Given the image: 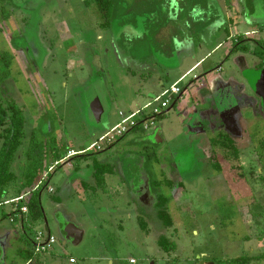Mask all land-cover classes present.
I'll use <instances>...</instances> for the list:
<instances>
[{"label": "rangeland", "instance_id": "rangeland-1", "mask_svg": "<svg viewBox=\"0 0 264 264\" xmlns=\"http://www.w3.org/2000/svg\"><path fill=\"white\" fill-rule=\"evenodd\" d=\"M236 1L245 16L260 10L264 19V0ZM227 4L232 0H115L105 27L96 0H0V52L11 58L8 69L0 60V86L26 117L17 165L25 163L32 131L37 141L55 137L58 148L80 151L100 139L106 122L121 120L120 111L146 107L153 100L149 91L163 99L176 85L187 94L176 95L146 131L140 126L111 148L72 157L53 170L47 163L41 216L27 217L24 238L20 223L8 216L10 207L0 209L4 264H21L18 250L34 252L38 232H51L57 242L27 264H226L251 256L260 258L250 264H264V99L236 75L227 81L230 91L215 95L229 109L228 126L195 125L198 111L209 106L196 102L199 91H208L198 76L211 61H217L213 73L220 65L233 77L238 69L255 88L261 78V68L249 64L260 61L259 43L256 58L237 55L233 63L213 50L230 27ZM214 20L221 23L219 32ZM196 62L201 67L179 81ZM220 134H230L236 147L211 146ZM95 161L112 169L103 185L94 175ZM143 180L151 209L139 197ZM160 197L171 228L156 216ZM163 237L176 244L175 251L160 247Z\"/></svg>", "mask_w": 264, "mask_h": 264}, {"label": "trees", "instance_id": "trees-1", "mask_svg": "<svg viewBox=\"0 0 264 264\" xmlns=\"http://www.w3.org/2000/svg\"><path fill=\"white\" fill-rule=\"evenodd\" d=\"M98 8L105 19L102 26L109 27L111 24L110 16L114 10L115 0H96ZM4 18H8V13L4 11ZM238 47V46H237ZM237 47L232 50V53L237 51ZM260 56V55H259ZM9 53L0 52V60L3 63V67L8 69L11 65V58ZM26 125V117L24 111L20 108L15 101L6 102L0 95V198H2L7 192L10 185L15 183L18 179H21V184L18 190V195L22 194L25 190H29L30 198L27 202L29 209L28 216L32 219H38L41 216L40 206V189L34 190V185L41 177L45 165L47 163H57L68 154L67 148L56 147L55 137L47 141L36 139V133L32 131L28 149L25 152V163L21 175H17L12 170V165L16 160V155L22 146L24 128ZM135 130H138L136 128ZM228 139L230 142H226ZM212 146L218 147L223 144L225 148H231L234 141L229 135L220 134L217 138L210 140ZM231 145L229 147V145ZM233 147H235L233 145ZM237 151V149H235ZM67 153V154H66ZM95 169V177L98 185L105 184V176L112 172L111 167L104 166L100 162L95 161L93 163ZM104 168V169H101ZM171 181L168 182V185ZM166 199L164 197L159 198L158 206V218L163 221L166 227H173L174 222L166 207ZM144 223H142L143 228ZM160 247L166 252H172L176 250V244L170 242L167 238L163 237L159 240ZM35 252L27 250H19L17 255L21 259V264H26L34 259ZM251 257H240L227 261L226 264H250L252 262Z\"/></svg>", "mask_w": 264, "mask_h": 264}, {"label": "crops", "instance_id": "crops-1", "mask_svg": "<svg viewBox=\"0 0 264 264\" xmlns=\"http://www.w3.org/2000/svg\"><path fill=\"white\" fill-rule=\"evenodd\" d=\"M229 5L230 4H227V8L225 10V16H226V20L230 23V27H229V30L227 32V35L225 36L226 38L224 37V40L219 41L217 43L216 47L213 49L214 52L215 53L221 52L222 55H220L219 60H221L223 57L224 58L227 57L228 60H229L228 62L233 63V61H231V60H232L233 57H235L237 55H240L243 59L245 57H248V56L250 57L251 55H253L254 57L257 56L258 54L256 53V51H257L256 47L259 46V45H257L259 43L262 46V48H263L262 53L260 54V56H258V59L260 61L259 62L257 61V62L249 63V64L255 65V68H251V70L260 67L261 68V71H264V33H260V31L262 29H264V19L261 20L258 17V15H257L258 13H260V10H259V12H256L255 10H252V12H250L249 16H245V14L243 12H241V8L239 6V2L238 1L232 0V6L230 7ZM243 17L245 18L244 20L246 21L245 24L243 23L244 20H242ZM242 24H244L243 27L241 26ZM213 26L215 27L213 29H215L216 32L217 31L219 32L222 29L221 23H220L219 20H214ZM239 26L242 27L241 28V31L236 28V27H239ZM242 29H246V31L244 33H242ZM183 46L188 47V44L185 43ZM236 47H237V51L235 53H232V50L235 49ZM186 50H189V49H186ZM236 58H238V57H236ZM204 59L205 58H203L201 62H203ZM201 62H196L193 65V67H191L187 72H185L184 76H182L179 79V81H181V79H186L187 76H189L190 74L194 73L196 71V69L200 68L201 67L200 63ZM216 63H217V61H215V60L211 61V64L209 65V67L204 68L205 73L203 75H201V76H198V78H199L198 81H200V83H202L204 81H207V84L206 85L208 86V91H203V92L199 91L200 94L203 93V98L206 97L205 100L199 98V93H197L195 95V98L197 99V102H198L199 106L205 107L208 102H209L208 104H211V103H216L217 104L218 102H217V99L215 97L216 93L219 94V93H221V91H230L231 86H230L229 83H227V81L230 82L229 80H231V81L232 80H235L236 79V75H237L238 79L241 80V82L246 83V87L251 85L252 86V89L254 91H256L259 95H261V97L264 98V92L259 93L257 91V89L255 87H253L254 85H252V83L250 82V80L248 79V77L246 75H245L246 77H243V73H239V72H236L235 73V71H238V69L237 70H234V72H233L234 73V76L233 77H228V74H227V76H225L226 74L224 73V70H223L224 68H222V66H220L218 64L219 65V67L217 68L218 71H219L218 72V75L215 74V73H213L211 71V68ZM218 63H219V61H218ZM259 64H261V66ZM246 69H247V67H246ZM259 72L256 71V73H257L256 75H258ZM219 73L223 74L222 76L226 77L227 79L224 80ZM203 76L206 79H204ZM195 77H196V75H195ZM244 78H247L248 81H245ZM262 81H263L262 82V84H263L262 85L263 86L262 89L264 91V77H263V80ZM191 83H193V82L191 81L189 84H191ZM184 91L186 92V89ZM184 95H187V94L185 93ZM154 96H157L156 92L149 91L150 100L153 99ZM206 99H208V100H206ZM96 101H95V103H96ZM148 103H150V101ZM92 104H94V103H92ZM141 108H143V107H140L139 106L137 110H139ZM137 110H135V111H137ZM133 112H134V110L131 109V110L127 111L126 113H133ZM106 123H105V126L102 127L103 128V132H102V135H100V137L103 136L107 131H109L110 129H112L116 125H118L120 123V119L118 121H116V123H114L113 125L111 123L109 124V122H106ZM137 131H139V130H137ZM58 143H59V141H58ZM59 145H60V147L64 146V144H62V146H61L60 143H59ZM56 147H57V143H56ZM109 148H111V147H109ZM82 149H83V147L81 148V150ZM67 150L70 151V150H74V149L71 148V147H69V148H67ZM71 159H72V157L69 158V161H71ZM65 160H68V159H66V155L64 156V158L62 160H60L57 163L63 162ZM16 161H17V157H16L15 162L12 165V170H13V167L14 166L17 168V170H18V167L20 166V171L19 172H15L13 170V172L16 173L19 176V175L22 174V170L24 168V162L20 163V165H17ZM57 163H54L53 166H51V167L54 168V166ZM45 167L47 168V164L45 165ZM47 171L44 168V171H43L42 175L45 172H47ZM42 175H41V177H42ZM41 177L38 179L37 183L34 185V189H35V187L38 186L39 181L41 180ZM47 180H49V179H47ZM80 182H82V181H80ZM20 184H21V179H18L15 183H13L12 186H10L8 188L9 191L2 198H0V204H1L0 209L5 206V204H4L5 202L14 200V199L20 197L21 195H23L24 193H26V192L29 191V190H25L22 194L18 195L17 193H18ZM43 184H44V181H43ZM85 184L89 187V185L86 182H82L81 183V186L83 187ZM41 186H40V188H41ZM37 190L38 189H36L35 191H37ZM10 194H12V197H10L9 199L4 200L5 197H7ZM8 206L10 207V211H9L10 214L8 216L10 218L12 216L14 217L13 212H12V208H14V206H11V205H8ZM27 217H28V215L25 216V217H23V218L16 217L15 218V221L12 222L13 224H15L17 221L20 223L21 230L23 231L22 232L23 233L22 238H24L25 235H26L25 229H26V220H27ZM261 248L264 249V240L261 243ZM251 258L254 260L255 258H260V256L259 257H257V256H251ZM253 260H252V262H253ZM14 264H18V263H14Z\"/></svg>", "mask_w": 264, "mask_h": 264}, {"label": "built area", "instance_id": "built-area-1", "mask_svg": "<svg viewBox=\"0 0 264 264\" xmlns=\"http://www.w3.org/2000/svg\"><path fill=\"white\" fill-rule=\"evenodd\" d=\"M181 90L177 88V86H172L168 91H166L163 95L164 98L160 99L157 97L153 98V100L147 104V106L144 108H141L133 113H124L121 112L119 113V116L121 117L120 123L107 131L103 136L100 137V139L88 148H85L81 151H75V150H70L68 151V154L66 156V159H69L71 157H76L79 155H85L88 154L90 151H103L107 147L111 146L113 143H115L119 138L125 136L128 132H130L133 129H136L138 127H142L143 130H148L152 126L155 125V119L158 116H161L164 112L165 109L169 106V104L174 100V97L176 95H179ZM150 109L149 113H145L146 109ZM128 114V115H126ZM52 170L54 169L53 167L51 168ZM49 173L48 171L45 172L41 180L39 181V184L37 187H35L34 190L39 189L40 186L43 184V181L45 182L48 179ZM49 192L53 193L54 190L52 188H49ZM30 198V192H26L20 197L5 202L4 204L6 205H11L14 206L12 208V212L14 217L12 216L10 218L11 222L15 221L16 217L23 218L28 215L29 209L27 206V202L29 201ZM1 207V204H0ZM57 239L53 234H50L49 232H38L33 240L34 244V252L37 253H45L48 252L50 249L53 248V246L56 244ZM70 263H75L74 259L69 260ZM131 263L134 264L135 260H131Z\"/></svg>", "mask_w": 264, "mask_h": 264}, {"label": "flooded vegetation", "instance_id": "flooded-vegetation-1", "mask_svg": "<svg viewBox=\"0 0 264 264\" xmlns=\"http://www.w3.org/2000/svg\"><path fill=\"white\" fill-rule=\"evenodd\" d=\"M259 85V83H257V86ZM263 85V84H262ZM262 85H259V87H257V90H258V92L259 93H262V92H264L263 91V89H262ZM4 89H5V87H4V85L3 86H0V94H2L1 95V97H2V99H4L6 102H8V101H14V100H12V99H10V96H9V98L7 97V96H5V95H7L6 93H9L7 90H5L4 91ZM184 95V93L183 92H180V98L182 97ZM10 99V100H8V99ZM8 100V101H7ZM16 102V101H15ZM197 102V101H196ZM17 103V102H16ZM171 104V103H170ZM169 104V105H170ZM197 105V104H196ZM198 106V105H197ZM169 107V106H168ZM168 107H167V109H168ZM232 109H233V107H232ZM166 110V109H165ZM228 110L229 109H224L223 107H222V105L221 104H219V103H217V105H214L213 103H211V104H209V106L208 107H206L205 109H203V110H200V111H198V118L199 119H197L196 120V122H195V125H196V128H200L201 126H203V124H204V122H206L209 126H211L212 128H216V126L218 125V124H225V126H228L227 125V123L229 122L228 120H227V118H226V116L229 114V112H228ZM233 111V110H232ZM200 119H202V120H200ZM140 130V129H139ZM132 131H137V130H135V129H133V130H131L130 132H128L127 134H129V133H131ZM144 131V130H143ZM126 134V135H127ZM224 135H229L230 137H231V139L233 140V138H232V136L230 135V134H224ZM120 139V138H119ZM118 139V140H119ZM117 140V141H118ZM116 141V142H117ZM234 141V140H233ZM115 142V143H116ZM210 142V145H211V141H209ZM115 143H113L111 146H109V147H112ZM234 143L236 144V142L234 141ZM212 146V145H211ZM109 147H107L106 149H108ZM235 147H236V145H235ZM238 148V147H237ZM236 148V149H237ZM237 151H239L238 149H237ZM236 157L237 158H239V155H236ZM212 158H217V156L214 154V155H212ZM218 159V158H217ZM146 187H147V185L145 184V181L143 180V184H142V189H141V194L139 195V197L140 196H143L144 197V203H146V204H148V205H145V206H151L152 205V201L151 200H153V198L151 199V195H150V193H149V191H147V189H146ZM148 194V195H147ZM148 197V198H147ZM158 202H159V200H158ZM159 206V205H158ZM157 206V207H158ZM156 206H154V208H155ZM152 208V206L150 207V209ZM157 214H158V208H157V211H156V216H157ZM157 218H158V216H157ZM159 219V218H158ZM160 220V219H159ZM162 221V220H161ZM163 222V221H162ZM174 222V221H173ZM164 224V223H163ZM145 226H146V224H145ZM144 229H146V228H144ZM160 245V244H159ZM0 264H4L3 263V260H2V258L0 257ZM132 264V263H131Z\"/></svg>", "mask_w": 264, "mask_h": 264}, {"label": "water", "instance_id": "water-1", "mask_svg": "<svg viewBox=\"0 0 264 264\" xmlns=\"http://www.w3.org/2000/svg\"><path fill=\"white\" fill-rule=\"evenodd\" d=\"M251 76V75H250ZM256 77H257V75H256ZM263 77H264V71H262V74H261V78L258 80V83H259V85H262V80H263ZM249 79V78H248ZM257 79H258V77H257ZM250 80V79H249ZM250 82L252 83V85H254L253 84V79H251L250 80ZM259 85L257 86V87H259ZM257 89V88H256ZM258 91V90H257ZM155 97H157V96H154L153 98H155ZM264 99V98H263ZM214 105H217L216 103H213ZM221 105H224L222 102H221ZM197 119H199L198 117H197ZM196 119V120H197ZM200 120H202V119H200ZM196 122V121H195ZM141 202L143 203V205H148V204H146V203H144V197H142L141 198ZM50 234H51V232H49Z\"/></svg>", "mask_w": 264, "mask_h": 264}]
</instances>
